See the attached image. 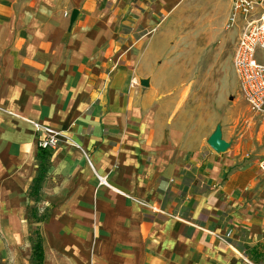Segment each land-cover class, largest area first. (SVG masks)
Returning <instances> with one entry per match:
<instances>
[{"label":"crops","instance_id":"obj_1","mask_svg":"<svg viewBox=\"0 0 264 264\" xmlns=\"http://www.w3.org/2000/svg\"><path fill=\"white\" fill-rule=\"evenodd\" d=\"M182 4L0 0V264L34 228L42 264H264V171L207 142ZM34 121L60 132L37 201Z\"/></svg>","mask_w":264,"mask_h":264},{"label":"rangeland","instance_id":"obj_2","mask_svg":"<svg viewBox=\"0 0 264 264\" xmlns=\"http://www.w3.org/2000/svg\"><path fill=\"white\" fill-rule=\"evenodd\" d=\"M180 13L184 45L178 55L186 72L206 88L204 102L218 111L215 125H220L222 134L230 143L239 145L244 159L257 160L264 151L262 116L248 108L230 61L239 33V19L225 26L229 0H183ZM257 55L264 61V53ZM37 132L39 137L43 128Z\"/></svg>","mask_w":264,"mask_h":264},{"label":"built area","instance_id":"obj_3","mask_svg":"<svg viewBox=\"0 0 264 264\" xmlns=\"http://www.w3.org/2000/svg\"><path fill=\"white\" fill-rule=\"evenodd\" d=\"M237 19L240 22L232 53L233 68L248 108L264 117V61L257 55L259 52L264 53V0H231L225 26H231ZM33 124L36 130L43 128V134L37 138V145L55 148L60 132L37 121ZM261 139L264 144V131ZM256 163L264 171V152Z\"/></svg>","mask_w":264,"mask_h":264},{"label":"trees","instance_id":"obj_4","mask_svg":"<svg viewBox=\"0 0 264 264\" xmlns=\"http://www.w3.org/2000/svg\"><path fill=\"white\" fill-rule=\"evenodd\" d=\"M50 152L47 148L38 146V151L36 154V159L38 162L37 173L30 184L28 194L37 201L39 199L40 189L42 181L46 175L48 168ZM31 215L36 219H43L46 215L45 212L37 214L34 207L31 208ZM30 238L32 240V249H31V260L32 264H42L43 261V248L41 243L40 233L37 228L32 229L30 233Z\"/></svg>","mask_w":264,"mask_h":264},{"label":"water","instance_id":"obj_5","mask_svg":"<svg viewBox=\"0 0 264 264\" xmlns=\"http://www.w3.org/2000/svg\"><path fill=\"white\" fill-rule=\"evenodd\" d=\"M140 82L142 84H147L146 79H140ZM207 142L216 151H223L229 145V141H227L225 138H223L221 127L218 124L215 126L214 130L209 134V136L207 138Z\"/></svg>","mask_w":264,"mask_h":264}]
</instances>
